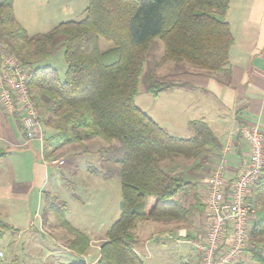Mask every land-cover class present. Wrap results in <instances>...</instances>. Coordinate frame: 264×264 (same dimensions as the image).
<instances>
[{"label":"trees","instance_id":"1","mask_svg":"<svg viewBox=\"0 0 264 264\" xmlns=\"http://www.w3.org/2000/svg\"><path fill=\"white\" fill-rule=\"evenodd\" d=\"M230 2L89 0L83 20L29 35L16 21L14 0H0V42L30 68L29 92L45 133L43 158L56 160L58 151L71 143L97 137L108 142L98 152L111 163L104 176L119 175L121 212L107 229L95 264H145L135 250L140 223L187 222L203 212L196 184L165 166L184 161L192 171L200 168L205 157L220 148L219 138L203 120L189 122L192 136L173 135L137 106L135 97L142 77L154 96L185 85L158 75L157 69L168 61L185 62L207 73L225 69L234 43L226 19ZM157 38L163 42V57L145 71ZM101 39L111 47L103 50ZM61 49L67 65L64 77L55 67L42 64ZM18 124L22 130L21 121ZM7 154L0 149V159ZM252 187L257 205L263 207L264 169ZM191 194L196 201L187 205L183 199ZM57 217L59 225L75 236L69 248L86 254L89 237L67 220L65 207ZM11 230L16 229L0 220V240ZM249 237L251 261L237 264H264V210Z\"/></svg>","mask_w":264,"mask_h":264},{"label":"rangeland","instance_id":"2","mask_svg":"<svg viewBox=\"0 0 264 264\" xmlns=\"http://www.w3.org/2000/svg\"><path fill=\"white\" fill-rule=\"evenodd\" d=\"M88 4L89 0H14V14L20 26L29 35H35L49 32L62 22L83 20ZM236 5L235 1L233 12L239 14L241 10ZM100 41L103 50L111 47L103 39ZM163 52V42L157 38L149 51L145 71L160 62ZM167 63L159 70L163 79L173 82L188 80L182 72L185 66L190 70V64ZM42 64L55 67L64 77L67 68L64 49ZM146 86L142 77L135 97L137 106L151 117L155 116L153 118L164 123L163 126L173 134L186 138L192 136L193 130L188 124L192 114L188 109H180L176 99L169 98L175 92L156 99L147 92ZM220 139L221 142L225 140L224 137ZM32 142V148L26 145L9 147V154L0 159V220L16 229L8 231L0 240V264H69L77 261L88 264L95 261L100 254L96 241L105 236L121 212L119 175L115 172L111 177L104 176L111 169V163L107 164L98 152L100 147L108 144L107 140L97 137L60 149L58 154L63 156L64 164L48 161L49 181L45 190L34 181V163H43L40 154L42 141L36 138ZM3 147L6 145L0 143V148ZM170 167L165 166L167 171ZM62 207L66 208L67 220L92 241L86 254H77L69 248L68 244L75 236L58 223L57 211ZM197 223L198 217L192 216L187 222L175 225L176 228H191ZM169 225L155 221L140 224L145 264H185L186 259L192 260L197 255L192 241L179 240L176 232L166 230L171 227ZM245 255L249 259L243 261L250 263L248 250Z\"/></svg>","mask_w":264,"mask_h":264},{"label":"crops","instance_id":"3","mask_svg":"<svg viewBox=\"0 0 264 264\" xmlns=\"http://www.w3.org/2000/svg\"><path fill=\"white\" fill-rule=\"evenodd\" d=\"M235 1L236 6L241 10L239 14L233 12ZM226 19L231 25L234 43L231 47L229 62L225 69L219 73H207L201 69H194V67H190L191 69L187 70L188 66H185L184 69L182 68V73L188 80H177V82L185 83V85L162 91L155 96L156 99H159L163 94H174L175 92V95L169 98L173 101L176 99L181 107L180 109L184 111L188 109L190 111L192 116L188 122L192 120L207 122L221 143L220 148L209 153L205 157L203 165L194 171L191 170L192 168H186V166H189V163L184 161L176 162L170 167L174 174L183 175L196 184L200 203L203 204V212L199 213L198 211L194 215L198 217L196 226H191V228L185 226L176 228V223H169L171 227L166 229L176 232L179 240L192 241V243L194 239L204 235L206 232L204 203L208 191V178L216 165L222 158H227L226 177L230 180L239 173L249 158V145L239 135L238 128L242 125L258 123L264 133V0H231ZM235 27L238 28L237 34H235ZM170 63L175 64L174 61H168L167 65ZM161 69L162 66L157 69L159 76H161L159 73ZM161 77L163 78L164 76ZM179 92L186 94L184 96L177 94ZM19 120L18 116L8 115L0 109V143L6 145V148L0 149L7 151L8 154L9 147H25V145L31 147L33 143L32 141L25 142L24 134L18 126ZM157 122L162 126L164 125L160 121ZM166 130L173 134L170 130ZM220 137H224V142H221ZM229 144L230 150L227 152L226 147ZM40 152V154L43 152V143ZM58 153H60V150ZM58 157L51 163L64 164L63 156ZM41 158L43 163H34V181L40 186L39 188L45 190L49 181L48 161L43 158V154ZM183 200L187 205L194 204L196 201L193 194L187 198L184 197ZM249 200L253 203L257 210V216H259L262 204H260L259 208V205L256 203L255 187L250 189ZM140 224L135 230L138 237L135 250L142 257L144 255L143 248L141 247L143 228L140 227ZM105 236H101V239L96 241L99 249L106 238ZM99 257L100 254L95 261L88 264H95ZM150 257L151 255L149 254L148 258ZM247 257L245 255L242 260L247 259ZM184 263L198 264V253L192 260L186 259Z\"/></svg>","mask_w":264,"mask_h":264},{"label":"built area","instance_id":"4","mask_svg":"<svg viewBox=\"0 0 264 264\" xmlns=\"http://www.w3.org/2000/svg\"><path fill=\"white\" fill-rule=\"evenodd\" d=\"M30 68L0 42V109L18 116L25 142L44 141V127L29 92ZM249 145V158L233 179H227L222 158L208 178L204 235L194 239L198 264H237L250 246V230L257 210L249 202L250 189L264 169V133L258 123L238 128ZM230 150V144L226 151Z\"/></svg>","mask_w":264,"mask_h":264}]
</instances>
